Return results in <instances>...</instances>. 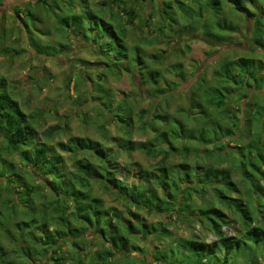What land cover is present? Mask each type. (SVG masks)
Returning <instances> with one entry per match:
<instances>
[{
  "label": "trees",
  "instance_id": "trees-1",
  "mask_svg": "<svg viewBox=\"0 0 264 264\" xmlns=\"http://www.w3.org/2000/svg\"><path fill=\"white\" fill-rule=\"evenodd\" d=\"M54 1L51 0V4ZM144 1H133L125 26L132 30L138 28V10L142 6L144 10ZM160 1L157 13L163 19L170 16L167 9L172 7V2ZM212 1L215 18L220 17L223 14L222 2ZM226 2L247 22H254L252 53L231 58L230 51H227L222 59H218L219 65L212 79L199 75L187 91L186 104L175 109L172 105H175L176 97H181L182 91L176 90L174 82L170 81L164 88L158 86L163 77L158 67L163 65L165 56L162 53L151 57L142 48L144 44L130 48L124 39L129 37L126 29V34L121 37L108 21H103L106 34L100 38L94 26L87 28L83 25L85 9L74 14V26L68 34L84 51L92 52L95 59L92 63L98 65L100 62L103 67L113 69V61L111 65L105 63L116 60L115 67L120 63L127 71H139L143 84L151 85L150 96L158 99L153 102V110H149L139 108L137 99L131 98L130 92H125L115 104L112 91L110 101L113 104L103 106V110L116 107L114 115L122 125L120 142L115 150L100 140L78 135L59 140L54 145L56 129L65 130L61 126L51 127L46 139L41 140L35 121L29 120L22 104L8 90L6 77L0 72V182H4L3 185L0 183V264H32L36 258L40 259V264H68L71 255L73 264H148L146 252L154 241L150 235L159 233L165 238L173 237L168 219L189 225L199 222L216 240L207 241L192 234L181 240L182 255L178 256L174 250L168 258L155 256L156 251L162 250L155 245L151 252L154 264H238L240 257L248 264H261L260 258L264 259V219L259 218V207L264 208V60L259 64L254 55L258 48L264 49V5L253 12L249 4L256 5L257 0ZM66 3L67 9L74 13L76 9H73L71 0ZM18 8L20 14H17L25 24L28 38L35 42L33 34L36 28H31V25L40 19L30 6L20 11ZM200 14L203 15L202 11ZM153 16V12L150 13L146 21ZM218 21L221 22L220 19ZM220 27L230 29V32L238 29H232L231 22L230 28L222 23L218 31H221ZM203 28H208L207 22L195 30L203 31ZM210 33L211 37H204L211 44L217 45L229 39L214 31ZM5 35L6 32L0 33V40ZM37 44L39 46L38 41ZM115 44L119 52H114ZM59 47L57 52H61V44ZM131 51L136 55V68L132 67V57L129 59ZM123 62L125 66H122ZM85 67L88 69L80 76L81 81L69 74L66 83L70 85L75 80L74 86L77 83L80 90L83 84L86 85V78H90L87 82L90 98L88 90L79 93L80 97L86 102L104 105L101 103L102 92L109 87L101 83L103 77L107 79L111 74L118 77L123 70L105 72L103 76L88 73L90 69L95 72L99 65L90 69ZM174 74L177 79L185 76L184 72ZM94 83L97 89H94ZM211 85L214 87L211 90L217 92V99L207 98L201 102L200 96ZM166 95L173 97L165 99ZM234 104L238 111L230 110ZM135 109L139 111L137 115ZM196 109L200 110L198 114H195ZM215 112L221 116L223 133L212 144L210 140L205 141V137L210 134L212 126L208 120L215 121ZM230 112L231 115L227 116ZM238 112L242 116H238ZM201 116L207 119L203 124L200 123ZM157 123L164 128L155 137L144 141L133 139L136 132L146 135ZM170 124L171 127L168 126ZM192 126L200 132V138L191 136L189 130ZM231 141L234 147L230 145V150H225ZM218 143L220 150L216 149ZM207 145L213 147L203 150ZM137 150L161 158L154 168L136 162L138 180L130 185L118 177L120 170L126 171V167L119 168L118 156L122 152L130 154ZM13 154L19 155L18 161L10 157ZM173 154H181L186 161L173 162ZM190 156L195 157L194 163L187 162ZM42 175L46 178H41ZM95 183H100L115 195L119 203L125 204L126 211L107 205L101 196L94 193ZM234 192L238 195L233 196ZM207 193L211 194L210 198H206ZM197 195L202 198L200 203L195 198ZM133 206L138 210H132ZM226 209H232L238 216L244 229L241 237L226 233L225 226L234 222ZM139 210H143L146 216L163 215L161 227L150 225ZM68 243L71 244L69 249ZM171 243V248H174L178 240ZM93 248L97 251L94 252Z\"/></svg>",
  "mask_w": 264,
  "mask_h": 264
},
{
  "label": "rangeland",
  "instance_id": "rangeland-1",
  "mask_svg": "<svg viewBox=\"0 0 264 264\" xmlns=\"http://www.w3.org/2000/svg\"><path fill=\"white\" fill-rule=\"evenodd\" d=\"M66 1L55 0L54 4H51V0H47L44 4L38 0H0V33L6 32V35L0 40V72L6 77L8 90L22 104L29 120L35 121L33 123L41 133L39 137L41 140L46 139V133L51 127L61 126L65 128L64 131L56 129V136L53 141L54 145L59 140H68L69 137L78 135L100 140L105 146L115 150L120 142L122 125H120V122L114 115L116 107L103 110V106L110 105V103L113 104L110 101L112 91H114L115 95L113 97L115 104L119 102L125 92H130L131 98L135 97L137 99L136 102L139 108L153 110V102L158 101L157 98L150 96L151 85L143 84V81L139 77V71L135 73L127 71L120 66V63H118L119 66L115 67L116 60L106 61L105 63L111 65L113 61L115 67L113 69L107 68V66L103 67V64H100V62H98V67V65L92 63L95 60L92 57V52L89 50L84 51L80 47L81 45L75 42L73 36L68 34L72 31V26H74V14H80L83 12V9L86 11L83 13V25L87 28L94 26L99 32L100 38L106 34L103 21H108L114 25L116 32L121 37H124L126 31L127 35L129 33L128 39H124L125 41L127 40L130 48L135 44H144L142 48L151 57L155 53H162L165 56L163 65L158 66L163 72V77L160 79L158 86L164 88L170 81L174 82L176 90L182 91L181 97L175 98L176 103L172 105L173 109L179 105L186 104L185 96L189 95L190 87L195 84L199 75L203 74L209 80L212 79L213 72L219 65L218 59H222L227 51H230L229 56L231 58H238L252 53L250 48L253 44L252 31L254 22H247L239 13L232 9L226 0H221L223 14L217 18H215L212 0H170L172 7L167 9L170 16H166L163 19L157 13L161 1L145 0L144 2L148 4V7L145 4L143 11V6L141 10H138L140 20L137 22L138 28L135 30L125 26V21L129 19V11L134 0H85L84 2L81 0H71L73 9H76L74 13L73 10L67 9L69 6ZM20 5H23L22 8L27 5L30 6L34 13L37 14L38 19H40L36 21L35 25L33 22V24L31 23V28H36L33 34V41L35 42L30 41V38H28L25 24L20 19V13L17 11V7H19V11L22 9ZM263 5L264 0H257L256 5L249 4V7L253 12H257L259 6ZM201 11L203 15L200 14ZM152 12L155 17L153 16V18L151 17L146 21L148 15ZM219 19L225 26L228 25V28H230L231 22L233 25L232 29H236V27L238 29L231 30L230 32V29L225 30L220 27L221 31H218L219 24H222L221 22L219 23ZM205 22H207L208 28H203V31L195 30V27L200 28ZM212 31L229 39L217 45L211 44L205 37H211L210 32ZM65 33L68 35H65ZM111 39L114 40L113 38ZM60 44L61 52H57L59 51ZM114 48V52H119V47L116 44ZM254 56L257 57V61L260 64V61L264 60V49L258 48ZM129 59L133 63L132 67L136 68L137 60L134 51H131ZM121 64L125 66V62ZM85 66H88L89 69L91 66L98 67L95 72L91 69L88 71L91 75L100 73L99 75L104 76L105 72L108 74L114 70H123L122 75L118 77H115L114 74L106 77L107 79L103 77L104 80L101 83L103 85L106 83L105 86L109 87L102 92L101 97L103 98L101 99V103H104V105H100L97 102H86L85 99L80 97L79 93L82 94L85 90H88L87 96H89L90 90L87 89V86L91 80L90 78H86L88 83L86 82V85L83 84L80 90L77 88V83L74 86L75 80L70 85L66 83V76L69 74L73 75L76 80H79L80 76L86 73L84 71L88 69ZM177 72H184L185 76L177 79L174 74ZM97 84L102 86L99 83ZM97 87L94 83V89H97ZM208 88L210 89L200 96L201 102L207 98H212L211 100L213 101L217 99V92L211 90L214 87L211 85ZM94 93H97V91L94 90ZM172 97L166 95L165 99ZM237 108V105L234 104L230 107V110L238 111ZM138 112L136 111L135 114L137 115ZM199 112L200 110L196 109L195 114ZM231 113L227 116L231 115ZM238 116H242V113L238 112ZM220 118L219 112H215V121L208 120L212 129L210 134L205 137V141L210 140L214 144L221 137L223 130L220 129ZM200 119L201 124L207 121L202 116ZM168 126L171 127V124ZM163 128L160 123H157L153 129L147 131V136L136 132L133 139L144 141L153 138ZM166 128L168 129V127ZM189 132L193 138H200V132L193 129V126L190 127ZM107 140L110 142L107 143ZM245 142L246 138H244ZM233 144L234 142L226 146L225 150H230V145L234 147ZM212 147V145H207L203 150H209ZM219 148L220 144L218 143L216 144V149L220 150ZM235 152L238 153L237 151ZM10 157L14 161H18L19 159L18 154H13ZM118 157L119 168L126 167L124 173L120 170L118 177L127 181L130 185L136 183L138 180L139 169L136 162L145 167L154 168L161 158L160 156L152 157L140 150L133 151L130 154L122 152ZM194 159L195 157L190 156L187 162L194 163ZM171 160L175 163L186 161L181 154H173ZM225 163L226 161H224ZM41 178L45 179L46 176L42 175ZM30 179L32 178L30 177ZM0 183L1 185L4 184L2 181ZM262 184L264 185V180ZM93 187L94 193L101 196L107 205H112L126 211L127 206L121 202L119 203L115 195L109 193L100 183H95ZM237 195V192L233 193V196ZM207 197L210 198L211 194L207 193ZM195 198L199 203L202 200L199 195L195 196ZM133 208L132 210H138L134 206ZM259 209V218L264 219V208L259 207ZM259 209L257 207V210ZM226 211L230 215V219L234 221L230 226H225L226 233L229 235L238 234L241 237L240 235L243 234L244 229L238 220V216L233 214L232 209H226ZM138 212L146 216L143 210H139ZM146 217L149 224L155 225L157 228H160L163 224V215L154 214ZM173 220L168 219V222H171L169 230L172 231L173 237L165 238L159 233L155 234V236L150 235V238L154 241L149 245V249L146 252L148 264H154L151 252L154 251L153 246L155 245L160 246L162 250L156 251L154 255L168 258L174 250L178 256H181L184 251L181 240L190 237L192 234H197L207 241L216 240V237L202 228L199 222L189 225L185 222ZM237 229H240V231H237ZM172 240H178V244L174 245V248H171L173 247ZM261 247L263 248V245ZM69 248H71L70 243L67 244V249ZM92 250L94 252L97 251L96 248ZM83 252L86 253V251ZM72 257L71 255L68 258V264H73ZM31 262L32 264H40V259L36 258ZM260 262L264 264V259L260 258ZM238 264L248 263L244 262L243 258L240 257Z\"/></svg>",
  "mask_w": 264,
  "mask_h": 264
}]
</instances>
